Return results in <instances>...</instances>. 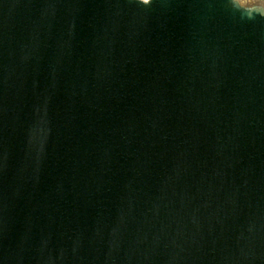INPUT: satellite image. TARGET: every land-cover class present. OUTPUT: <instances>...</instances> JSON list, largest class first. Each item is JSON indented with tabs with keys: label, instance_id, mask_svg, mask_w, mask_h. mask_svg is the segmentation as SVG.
Instances as JSON below:
<instances>
[{
	"label": "water",
	"instance_id": "1",
	"mask_svg": "<svg viewBox=\"0 0 264 264\" xmlns=\"http://www.w3.org/2000/svg\"><path fill=\"white\" fill-rule=\"evenodd\" d=\"M0 264H264V2L0 0Z\"/></svg>",
	"mask_w": 264,
	"mask_h": 264
},
{
	"label": "rangeland",
	"instance_id": "2",
	"mask_svg": "<svg viewBox=\"0 0 264 264\" xmlns=\"http://www.w3.org/2000/svg\"><path fill=\"white\" fill-rule=\"evenodd\" d=\"M264 2V0H262Z\"/></svg>",
	"mask_w": 264,
	"mask_h": 264
}]
</instances>
